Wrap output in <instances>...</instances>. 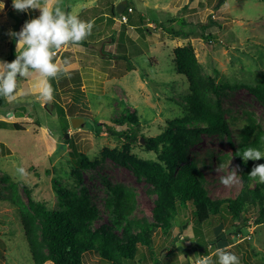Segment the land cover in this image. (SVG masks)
<instances>
[{"label":"rangeland","instance_id":"rangeland-1","mask_svg":"<svg viewBox=\"0 0 264 264\" xmlns=\"http://www.w3.org/2000/svg\"><path fill=\"white\" fill-rule=\"evenodd\" d=\"M121 1L61 0L64 10L74 14L82 10L86 14L81 20H94L92 33L87 37L91 40L87 46L92 45L93 51L81 44H78V50L70 49L74 44L67 45V53L65 51L56 62L67 75L62 73L60 78L50 80L54 88V100L50 103H45L33 86L36 74L18 78L15 99L9 102L0 97V194L14 190L27 204L26 192L29 190L35 201L43 202L48 208L58 207L61 200L57 188L80 192L81 185L73 171L78 166L71 154L75 148L90 159L99 160L97 165L81 170L82 184L101 209V216L94 226L109 221L102 204L104 198L112 194L109 183L122 184L132 190L137 202L133 214L151 220L155 197L149 192L151 186L137 178L130 168L116 164L110 158H102L105 147L112 148L120 143L106 131L95 133V123L103 125L106 122L120 129L124 126L114 124L112 117L128 107L137 110L140 122L145 126L146 121L152 125L151 129H156V122L161 123L166 117L182 114L181 100L188 91V82L184 75L174 71L172 58L176 46L191 43L204 71L213 74V69H217L218 79L225 78L230 83L251 80L249 70L259 68V52L264 59V0H226L213 13L216 22L208 28L220 41L209 44L196 36L174 38L155 21L164 19V23L169 24V19L183 16L188 22H205L214 11L216 0H127L134 7L133 12L125 13L130 18L128 23H122L120 13L116 12L113 18L108 13L109 5L115 3L117 6ZM185 5L187 8L183 9ZM0 8V61H4L9 56L15 58L16 38L9 33L18 32L25 20L21 19L20 11L13 9L12 0L6 6L0 0ZM26 14L27 21L38 16L39 10ZM141 16L148 22L150 32L136 29L134 22L138 25ZM173 24L178 27L176 22ZM109 37L119 43L115 54L99 50L102 44L109 42ZM226 93L223 97L225 108H230L232 113L245 110L253 113L264 129V106L246 86L227 89ZM73 103L76 110L70 114L68 107ZM62 107L65 113L61 111ZM13 122L21 123L24 128H14ZM67 124L65 136L71 139L69 144L64 142L61 133ZM241 130L242 125L231 128L236 143ZM192 150L202 155L206 151L229 155L226 162L204 169L206 186L212 197L233 196L239 191L241 178L226 135H202ZM135 151L149 156L140 147ZM18 167H23L27 174L19 175ZM233 169L237 171L239 182L225 187L220 183V176ZM55 179L59 185L55 184ZM189 221L190 216L186 215L185 219L184 214L176 215L168 236L157 229L153 233L156 251L162 244H168L169 250L189 247L193 234L192 221L188 224ZM244 234L223 249L234 253L240 264H264V224H251ZM176 235L180 236L174 243L171 237ZM179 251L170 253L169 257L156 255L162 264H199L201 256H206H199L197 251L189 248L188 256ZM214 253L215 249H211L207 256ZM103 260L97 251L85 254V264H109ZM0 264H32L18 212L3 200H0ZM43 264L53 263L46 260ZM136 264L139 263L136 261Z\"/></svg>","mask_w":264,"mask_h":264},{"label":"trees","instance_id":"trees-1","mask_svg":"<svg viewBox=\"0 0 264 264\" xmlns=\"http://www.w3.org/2000/svg\"><path fill=\"white\" fill-rule=\"evenodd\" d=\"M225 1L216 0L214 11L205 22H188L183 16H175L167 21L169 24H165L164 19L155 21V24L174 38L196 36L208 44L218 42L220 40L208 28L216 22L213 13ZM202 3L200 2L201 5ZM186 8L185 5L183 9ZM133 11L134 7L129 2L122 12L116 11L115 3L109 5L108 9L112 18L116 12L122 16ZM21 14V19L26 21V12ZM76 14L83 18L86 12L80 10ZM126 17L127 20L122 23L130 21ZM138 21V25L134 22L136 29L141 32L146 29L151 31L143 16ZM109 39L115 41L113 37ZM14 42L15 40L12 46ZM90 42L86 38L80 44L88 45ZM104 51L100 50L101 53ZM259 53V68L256 70L252 67L249 70L252 74L251 80L230 83L225 78L218 79L217 69H213V74L204 71L191 43L176 46L172 58L174 71L184 75L188 82V91L181 100L182 114L166 117L163 122H156V129H151L152 125L146 121L145 126L149 125L146 128L140 122L137 110H130L128 107L118 116L112 117L114 124L124 126L120 129L106 122L104 126L95 123V133L106 131L107 135L120 143L112 148L105 147L102 158H110L116 164L130 168L137 178L144 179L151 186L149 192L155 194L151 220L133 214L137 202L132 190L122 184L109 183L108 188L112 194L106 196L102 203L109 215V221L94 226V222L101 216V209L82 184L81 170L97 165L99 160L90 159L75 148L71 154L78 166L73 171L81 185L80 192L56 187L61 200L58 207L48 208L43 202L35 201L29 190L26 192L27 204L14 190L2 192L0 200L14 206L21 219L32 264H43L46 260L53 264H85V254L91 250L97 251L102 260L109 264H124L125 261L130 264H136V261L139 264H148L149 261L151 264H162L158 255L169 257L170 253L181 250L179 252L188 256L189 248L197 251L199 256H207L211 249L225 248L235 238L245 236L244 232L251 224H264V184L248 175L255 165L261 164L264 157L260 158L261 162H245L239 155L249 146L264 152V129L253 113L246 110L243 113H232L230 108L224 107L223 100L227 89L246 86L264 106V59L262 52ZM11 59L15 58L9 56L7 61L11 62ZM75 105H69L70 114L76 110ZM61 111L65 113L64 107ZM239 125H242V130L237 134L239 139L236 143L231 128ZM13 126L16 129L24 128L18 122H13ZM68 128L67 124L61 130L62 138L67 144L71 142L65 136ZM202 135H226L231 144L232 157L237 164L242 183L235 195H210L204 169L226 162L229 155H219L212 151H206L202 155L192 150ZM136 147H140L149 156L140 155L135 151ZM55 184L59 185L57 179ZM179 214H184L185 219L186 215L191 218V245L169 250L168 244V248L166 244H162L159 251H156L153 233L159 229L168 236L174 219ZM179 236L171 237L172 242L175 243ZM240 246L247 248L243 244Z\"/></svg>","mask_w":264,"mask_h":264},{"label":"clouds","instance_id":"clouds-1","mask_svg":"<svg viewBox=\"0 0 264 264\" xmlns=\"http://www.w3.org/2000/svg\"><path fill=\"white\" fill-rule=\"evenodd\" d=\"M12 7L20 12L39 10V15L25 21L18 32L9 33L16 38V55L11 62L0 61V97L9 102L15 99L19 88L18 78L36 74L37 80L33 86L45 103H50L54 100V88L50 80L60 78L62 73L67 75L55 62V56L64 46L80 44L90 36L95 22L81 20L78 14L64 10L61 7V0H12ZM239 155L247 162L264 157V152L249 146ZM17 173L21 176L27 174L23 167H18ZM248 175L264 184V164L255 165ZM238 182L235 169L220 176V183L225 187ZM199 264L240 262L234 253L217 248L213 256L201 258Z\"/></svg>","mask_w":264,"mask_h":264},{"label":"crops","instance_id":"crops-1","mask_svg":"<svg viewBox=\"0 0 264 264\" xmlns=\"http://www.w3.org/2000/svg\"><path fill=\"white\" fill-rule=\"evenodd\" d=\"M89 44H91V43H89ZM105 45V46H104ZM81 46H83V47H85V48H89V50L90 51H93V47H92V45H90V46H87V45H82L81 44ZM90 47H92L93 49H91ZM84 48V49H85ZM118 48H119V46L117 45V42L116 41H111L110 39H109V42L108 43H106V44H102L101 45V47L99 48V50H102V49H104V50H107V51H109L110 53H115V51L117 50L118 51ZM62 49H63V52H62ZM61 50H59V53L56 55L57 57H56V59H55V62H57L58 60H59V58L62 56V54L66 51V49H68L67 48V45L66 46H64L63 48H62ZM70 49H76V50H78L79 49V46H78V44H74V46H71V48ZM116 51V52H117ZM62 52V53H61ZM67 52V51H66ZM73 55V54H72ZM4 61H7V59L5 58V60ZM78 70H80V68H77ZM34 77H37L36 75H34ZM51 262V261H50Z\"/></svg>","mask_w":264,"mask_h":264},{"label":"water","instance_id":"water-1","mask_svg":"<svg viewBox=\"0 0 264 264\" xmlns=\"http://www.w3.org/2000/svg\"><path fill=\"white\" fill-rule=\"evenodd\" d=\"M5 6L8 5L10 3V0H3ZM128 3L127 0H122L117 6H116V11L117 12H122L124 10V8L126 7V4ZM21 14V13H20ZM67 136V133H66ZM142 142H143V137L141 138Z\"/></svg>","mask_w":264,"mask_h":264},{"label":"built area","instance_id":"built-area-1","mask_svg":"<svg viewBox=\"0 0 264 264\" xmlns=\"http://www.w3.org/2000/svg\"><path fill=\"white\" fill-rule=\"evenodd\" d=\"M126 20H127L126 15H122V16H121V21H122V22H125Z\"/></svg>","mask_w":264,"mask_h":264}]
</instances>
